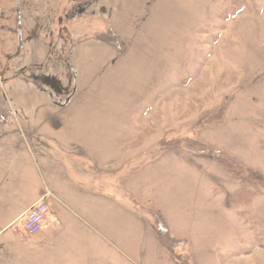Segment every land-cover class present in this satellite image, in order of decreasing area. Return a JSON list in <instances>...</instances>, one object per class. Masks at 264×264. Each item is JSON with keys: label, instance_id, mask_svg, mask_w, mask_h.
Here are the masks:
<instances>
[{"label": "rangeland", "instance_id": "rangeland-1", "mask_svg": "<svg viewBox=\"0 0 264 264\" xmlns=\"http://www.w3.org/2000/svg\"><path fill=\"white\" fill-rule=\"evenodd\" d=\"M48 2L47 15L34 0L22 14L23 28L43 25L11 62L28 79L0 82V264L56 258L22 220L7 225L39 170L46 191L64 192L62 163L106 190L107 240L87 264H264V0H75L67 13L65 0ZM240 189L255 195L230 205Z\"/></svg>", "mask_w": 264, "mask_h": 264}, {"label": "crops", "instance_id": "crops-1", "mask_svg": "<svg viewBox=\"0 0 264 264\" xmlns=\"http://www.w3.org/2000/svg\"><path fill=\"white\" fill-rule=\"evenodd\" d=\"M21 134L24 135L23 132H21ZM26 148L27 151L31 153L27 141ZM3 156L4 150L0 148V157ZM63 156L66 155L63 154ZM60 165L64 166V176H62V178H64L67 183L64 192L63 189L59 191L55 188L54 191H46L47 181L42 171L39 170L43 183L38 187H30L29 190L26 189L23 192L25 193L28 191V194L30 193L31 201L13 216V220L7 226L18 220L23 221L26 212L35 204L42 201L45 203L47 215L44 218L40 230L32 234V239L41 254H47L48 257L51 258L56 256L54 260L47 262L43 261V263L87 264L88 254L95 255L96 253L99 255L100 246L104 245L107 240L104 229L107 223L105 212L107 204L106 190L104 188H87L86 184L89 181L84 177L74 175V168L64 163ZM44 167L46 177L51 179L52 176H55L56 170L52 165L50 166L49 164L48 169L47 164H44ZM24 173V170L18 171V175ZM105 181L106 179L101 177L98 180V184H104ZM1 189L2 187H0V190ZM11 189H13V187H9L6 192H11ZM84 190L88 192H84ZM48 192L49 195L45 196V193ZM162 192L165 193L164 191ZM72 193H74L73 196ZM3 195L4 192L0 191V199ZM113 201L115 202V199H113ZM91 206L94 212L88 210ZM108 223H114L117 226L120 225V220L116 218L114 210L111 213V217L108 219ZM91 251H93V253Z\"/></svg>", "mask_w": 264, "mask_h": 264}, {"label": "flooded vegetation", "instance_id": "flooded-vegetation-1", "mask_svg": "<svg viewBox=\"0 0 264 264\" xmlns=\"http://www.w3.org/2000/svg\"><path fill=\"white\" fill-rule=\"evenodd\" d=\"M33 1V0H30ZM35 4H30L29 8L31 6H34V9H41L42 12H44L45 15L48 14V10L50 8H47L46 5H48V0H34ZM75 0H65V5H63L62 13L72 12V9L76 6H74ZM77 1V0H76ZM83 5L88 7L91 2H94L95 0H81ZM51 4V3H50ZM79 4V2L77 3ZM26 5L27 0H0V82L15 80V79H23L27 80V72L26 76L23 75L25 71H27L26 66L22 67H12L11 62L18 58L21 50L25 46L27 40H39L40 39V33H42V27L40 23L36 24V27L29 28L22 27L25 20L24 14L26 12ZM41 7V8H40ZM89 9V7H88ZM87 9V11H88ZM33 10V9H28ZM44 15V16H45ZM87 15H89L87 13ZM16 27V28H15ZM36 28H38L36 30ZM28 31V32H27ZM16 36L17 45L16 47L7 48V41L11 39L12 37ZM61 59V58H60ZM64 59V58H62ZM48 60H53L52 56L48 57ZM65 60V59H64ZM31 67V66H30ZM36 72V68H30V70ZM29 77H32L34 81H37L39 78L43 79V82L45 84H51V86H55V74L48 73L44 75H37L36 73H32L29 75ZM61 90V89H60ZM56 91H59L58 89Z\"/></svg>", "mask_w": 264, "mask_h": 264}, {"label": "trees", "instance_id": "trees-1", "mask_svg": "<svg viewBox=\"0 0 264 264\" xmlns=\"http://www.w3.org/2000/svg\"><path fill=\"white\" fill-rule=\"evenodd\" d=\"M68 65V64H67ZM68 71V78L72 82V78H70V70ZM72 75V72H71ZM70 82V83H71ZM55 91V90H51ZM217 154V155H216ZM216 159L219 160V162L224 163L223 165L228 169L230 173L233 174H241L242 172H245L249 177L252 178H260V175L256 176L253 172L248 171V169L239 161H237L234 157L229 156L224 153H215ZM242 171V172H241ZM255 195L254 192L246 189H240L236 191L234 194L228 196L227 200L230 205L234 206H245L248 204V202L252 199V197ZM246 213V212H244ZM259 235H256V239L259 243V245L264 248V231H261L258 233ZM263 240V242H262Z\"/></svg>", "mask_w": 264, "mask_h": 264}, {"label": "built area", "instance_id": "built-area-1", "mask_svg": "<svg viewBox=\"0 0 264 264\" xmlns=\"http://www.w3.org/2000/svg\"><path fill=\"white\" fill-rule=\"evenodd\" d=\"M3 121V118H1ZM46 215V206L44 202H38L30 208L23 217V230L25 234L32 235L40 230Z\"/></svg>", "mask_w": 264, "mask_h": 264}]
</instances>
